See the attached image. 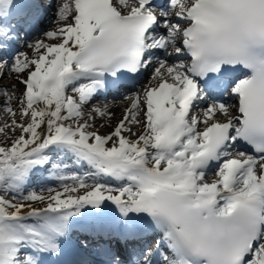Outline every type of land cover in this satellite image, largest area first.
I'll return each mask as SVG.
<instances>
[{"label":"snow or ice","instance_id":"6c2138e0","mask_svg":"<svg viewBox=\"0 0 264 264\" xmlns=\"http://www.w3.org/2000/svg\"><path fill=\"white\" fill-rule=\"evenodd\" d=\"M5 78L0 264H264V0H0Z\"/></svg>","mask_w":264,"mask_h":264},{"label":"rangeland","instance_id":"374dc122","mask_svg":"<svg viewBox=\"0 0 264 264\" xmlns=\"http://www.w3.org/2000/svg\"><path fill=\"white\" fill-rule=\"evenodd\" d=\"M22 51H25L26 52V49L23 48ZM29 55H31V54H29ZM0 83H2V84H11L12 83V80H11V78H5L2 81H0ZM17 87H18V91L16 92V95L19 96L20 95V92L23 90V86L22 85H18ZM93 103H96V101H94ZM12 107L13 108H17L18 107L17 103L16 102H13ZM118 115L120 116V114H118ZM5 119H7V116H5L3 114H0V123H3V121ZM96 123H97V125H99V123H100V119L99 118H97ZM17 134H19V133H17ZM0 141H1L0 143H3L4 142V137L3 136H0ZM48 186H54L55 187L57 185H56V183L54 181H49L48 182Z\"/></svg>","mask_w":264,"mask_h":264},{"label":"bare ground","instance_id":"6f19581e","mask_svg":"<svg viewBox=\"0 0 264 264\" xmlns=\"http://www.w3.org/2000/svg\"><path fill=\"white\" fill-rule=\"evenodd\" d=\"M117 103H119V101H117ZM114 109V108H113ZM115 111H116V117L113 118L112 120V124H115L116 123V119L119 118L118 114H120V109L119 108H115ZM101 133H107L108 131H110L109 128L105 127V128H101L99 129ZM1 142V141H0Z\"/></svg>","mask_w":264,"mask_h":264}]
</instances>
